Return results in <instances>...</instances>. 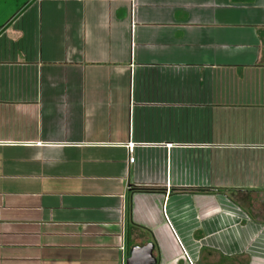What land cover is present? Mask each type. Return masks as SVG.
Returning a JSON list of instances; mask_svg holds the SVG:
<instances>
[{
  "label": "crops",
  "instance_id": "crops-1",
  "mask_svg": "<svg viewBox=\"0 0 264 264\" xmlns=\"http://www.w3.org/2000/svg\"><path fill=\"white\" fill-rule=\"evenodd\" d=\"M240 210L264 222V0H0V264H192L191 235L264 264Z\"/></svg>",
  "mask_w": 264,
  "mask_h": 264
},
{
  "label": "rangeland",
  "instance_id": "rangeland-1",
  "mask_svg": "<svg viewBox=\"0 0 264 264\" xmlns=\"http://www.w3.org/2000/svg\"><path fill=\"white\" fill-rule=\"evenodd\" d=\"M239 212H240L239 216L241 218V222H243V223L239 224L238 227L235 225V228H234L235 234L237 231H239L241 238L246 236V235H251L250 241L253 240V244H256V247L259 245L264 246V222H262V221L261 222L250 221L245 212H243L241 210ZM174 226H175L177 233L178 234L181 233L179 227L175 224H174ZM229 229L230 228H227L226 229L227 231L223 229L221 232L228 233ZM230 233H232L231 230H230ZM198 236L197 235H194V236L191 235L192 239L189 241H188V238H181V240H179V242H180L179 244L181 245L182 250L189 255V259L191 260L192 264H200L198 261L196 262L194 260L195 257H196V259L198 258V255L196 256V252H194V249L197 248L198 246H201L202 243H204V244L213 243L215 245V248H216V242L213 241V239H214L213 236L209 237L207 235H204V239H201V238H199L200 236L199 237ZM193 238L194 239L199 238V240H193ZM217 247L223 253H227V251L229 250V247L226 244V242L218 243ZM241 247L243 248V241L241 242ZM219 252H216V253H219ZM208 254H209V257H210V255L212 256V254L210 252H208ZM220 255H221V252H220ZM215 256L213 258L214 259L216 258V260H218L217 257H215ZM222 256L223 255H221V257Z\"/></svg>",
  "mask_w": 264,
  "mask_h": 264
},
{
  "label": "water",
  "instance_id": "water-1",
  "mask_svg": "<svg viewBox=\"0 0 264 264\" xmlns=\"http://www.w3.org/2000/svg\"><path fill=\"white\" fill-rule=\"evenodd\" d=\"M152 245L146 243L141 246L130 248L128 255L125 258V264H153Z\"/></svg>",
  "mask_w": 264,
  "mask_h": 264
},
{
  "label": "built area",
  "instance_id": "built-area-1",
  "mask_svg": "<svg viewBox=\"0 0 264 264\" xmlns=\"http://www.w3.org/2000/svg\"><path fill=\"white\" fill-rule=\"evenodd\" d=\"M132 148H133V146H132L131 144H127V145H126V149H127V153H128V159H127V162H128V163H129V162H132V160H133V158H132V156H131ZM121 241H122V239H121V236H120V243H121ZM119 248L122 249L121 245H120ZM185 258H186V256H185ZM186 259H187V258H186ZM187 260H188V259H187Z\"/></svg>",
  "mask_w": 264,
  "mask_h": 264
}]
</instances>
